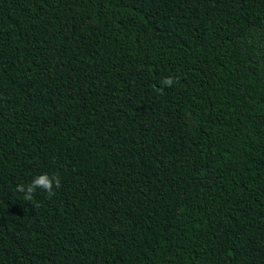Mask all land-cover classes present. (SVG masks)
<instances>
[{
    "label": "trees",
    "instance_id": "obj_1",
    "mask_svg": "<svg viewBox=\"0 0 264 264\" xmlns=\"http://www.w3.org/2000/svg\"><path fill=\"white\" fill-rule=\"evenodd\" d=\"M0 264H264V0H0Z\"/></svg>",
    "mask_w": 264,
    "mask_h": 264
},
{
    "label": "clouds",
    "instance_id": "obj_2",
    "mask_svg": "<svg viewBox=\"0 0 264 264\" xmlns=\"http://www.w3.org/2000/svg\"><path fill=\"white\" fill-rule=\"evenodd\" d=\"M177 82H178V78H174L172 76L165 77L160 82L163 87L157 88L155 89V91L159 93H163L164 87H170ZM59 187H60L59 178L55 174H49L45 172L39 174L27 185L25 184L16 185V191L19 193H23L24 200L32 202L35 199V194L37 190H42L46 192L48 198H51L52 196L55 195L54 189H57Z\"/></svg>",
    "mask_w": 264,
    "mask_h": 264
}]
</instances>
